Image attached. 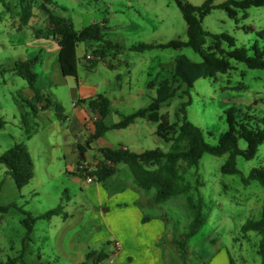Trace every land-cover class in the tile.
<instances>
[{
	"label": "rangeland",
	"instance_id": "374dc122",
	"mask_svg": "<svg viewBox=\"0 0 264 264\" xmlns=\"http://www.w3.org/2000/svg\"><path fill=\"white\" fill-rule=\"evenodd\" d=\"M53 1L55 3L51 6L53 12L70 19L76 29L95 22H105L106 38L119 43V47L110 50L106 58L108 62L116 65L114 70L106 67L104 61H100L95 69H88L83 59L79 62V72L83 78L98 79L101 76L108 78L110 75L114 80L120 74L125 90L133 95L128 104L112 107L106 119L108 124L120 119L117 112L119 109L128 114L148 106L157 95L158 85L164 80H169L174 81L177 94L162 104L160 113L167 114L171 123L180 124L181 106L184 102L190 101V105L187 106L188 118L203 129L208 143L217 144L220 134L227 130L225 110L231 107L254 116L255 123L264 129L262 121L264 69H252L243 62L231 60L233 68L228 73L200 78L188 88L186 84L175 79L174 67L179 55H186L195 61L202 60L191 47L157 48L143 53L130 49L131 45L139 42L164 43L173 39H187V23L176 0ZM186 1L200 5L205 0ZM223 1L225 0H214L215 3ZM40 5V0L33 2L34 15L24 22L26 10L19 0H0V116L8 121L5 129H0V153L9 150L16 143L23 142L27 145L35 163L32 180L21 188H18L12 176L7 174V167L0 164V184H2L0 204H17V207H11L7 213L0 212V263H6L10 258L19 257L23 253L25 264L38 262L70 264L62 258H56L53 243L56 233L62 226L63 218L54 216L50 220H38L31 235L32 239L24 244L26 228L23 220L26 215L20 209L34 215L59 205L64 206L68 214H73L76 210H85L87 217L69 231L66 243L76 232L88 242L91 239L92 228L82 230V227L89 220L92 204L95 206L100 204L97 200L100 193L98 186H103V192L110 198V202L105 206L108 208L115 206V198L111 197H118L122 192L133 190L147 200L155 193V189L149 190L138 186L133 173L125 163L119 164V171L107 182L101 183L102 186L99 182L96 183L97 181L90 183L84 176L71 173V168L77 171L79 167V162L76 163L77 142L75 137L70 135V119L74 118L75 112L69 86L76 83L75 78L68 77L69 83L65 80L59 84L43 85L46 86L45 95L53 103H59L64 109V115L68 116V118H58L55 104L45 110L36 104L37 111L25 104L20 93L22 94V88L27 86V81L15 72H2L20 59L39 55V47L31 46L33 34L39 29L47 31L49 23ZM238 17L239 22H236L226 11L217 8L203 19V25L212 33L231 34L239 47H249L258 38L257 31L264 29V6H252L247 11H240ZM243 26L252 27L254 31H245ZM210 40L209 38L208 43ZM97 46V43H81L79 56L85 51L90 53ZM44 52L40 55V62ZM40 62L33 67V70L41 76L39 84L42 86V76L43 81L45 79ZM152 82L156 84L155 87H149ZM101 88L102 92L114 97V88L107 81ZM187 90L188 93H185ZM25 112L29 114L24 119L22 114ZM24 120L28 123L30 136L26 131ZM146 120L139 121L147 125L148 129L140 131L139 126L135 125L127 129L110 130L103 136L101 142L95 143L107 145L112 142L117 146V142H123L136 152L154 148L168 151L172 143L155 135L152 128L156 129L157 124ZM77 128V124H74L73 130ZM90 134L88 129L82 128V135L79 137H82L81 142L84 145ZM239 147L242 149L247 147L244 139L239 140ZM96 154L98 155V151L89 149L86 158L95 159ZM227 158L228 154L215 156L205 153L198 166L188 168L186 163L181 161L182 182H190L194 185L193 189L173 196L158 205L143 203L145 212L153 216H164L169 236L181 239L192 222L188 198L195 201L202 200L205 222L198 232L188 239L185 259L182 257L186 263L217 264L218 256L226 248L232 264H261L258 248L263 234L257 231L244 233L242 226L249 219L261 218L264 207V186L258 180H251L245 185L242 177L248 176L253 168L264 167V143L260 145L256 156L250 160L242 155L237 156L240 173L222 172V166ZM96 163L95 161L93 164ZM197 179L200 184H197ZM99 216L96 214L93 218L100 221V227L105 230L106 220L102 221ZM110 217L114 219V216ZM109 222L113 224L112 219ZM114 229L118 230V227L115 225ZM107 242H104L103 249L98 248V250L106 252L111 244ZM112 259L115 263L111 262ZM181 259L174 256L173 264H181ZM16 264L24 263L19 260ZM102 264H120V262L112 255Z\"/></svg>",
	"mask_w": 264,
	"mask_h": 264
},
{
	"label": "trees",
	"instance_id": "16d2710c",
	"mask_svg": "<svg viewBox=\"0 0 264 264\" xmlns=\"http://www.w3.org/2000/svg\"><path fill=\"white\" fill-rule=\"evenodd\" d=\"M25 11L24 22L30 20L33 13V2L35 0H19ZM40 8L48 17L49 23L47 31L39 29L35 38H53L58 41L60 51L58 60L64 76L75 77L79 79V57L77 49L81 43H97L98 46L90 53L84 55L88 69L97 67L100 61H105L109 51L119 47L118 42H113L106 38L104 27L106 23H92L80 29H76L71 20L53 12L51 6L53 0H40ZM182 15L187 23V39H173L167 42H139L130 46L132 51L146 52L152 49H182L191 47L198 53L202 60L195 61L186 55H179L175 60L174 76L178 82L186 84L191 88L200 78L215 77L217 74L228 73L233 65L231 60L243 62L252 69H264V29L257 31L258 38L249 47L237 46L236 39L229 33H212L203 25V19L214 9L226 11L228 16L239 22L238 14L240 11H247L252 6H264V0H225L221 3H215L214 0H205L202 4L196 5L186 0H176ZM8 9L11 10L10 6ZM246 16V15H245ZM245 31H254L252 27L243 26ZM209 38L211 39L208 43ZM93 57L88 59L87 55ZM40 62V55L33 58H24L8 66L2 72L12 71L25 79L28 85L33 89L35 95L33 100L26 99L21 93V99L25 104L31 106L35 111L36 104H40L42 109H47L54 105L58 108L59 103L53 101L42 93L38 86L39 73L33 70V67ZM120 78V74L117 75ZM154 82L149 87H155ZM188 93V90L185 91ZM177 94V88L174 81H162L157 87V95L152 102L128 114H120V120L108 124L106 119L111 113L112 103L108 96L98 94L87 100H79L80 103H88L93 113L97 115L94 120V131L90 134L86 145H80V161L85 159V154L89 149L98 150L101 157L95 164L93 170L77 168L78 175L84 176L86 173L92 176L97 182H105L118 172V165L125 163L129 166L138 185L144 189H155L152 199L154 204H161L182 193L190 192L194 185L182 182L180 173V162L184 161L187 168L198 166L199 161L205 153L215 156L228 154V158L222 166V172L228 174L240 173L237 166V156L242 155L247 160L254 158L261 144L264 143V129L255 123L254 116L248 113H242L239 109L231 107L225 110L228 128L220 134L218 142L215 145L208 143L205 139V133L202 128L197 126L188 118L187 106L190 101L184 102L181 106L182 121L180 124L171 123L167 114H161L160 109L163 103ZM28 112L22 114L25 119ZM139 118L148 119L157 124L156 134L166 142H170L171 147L168 151L161 148L146 149L142 152H136L124 145L115 148L101 147L94 149L92 143L103 137L110 130L124 129L135 123ZM264 122V119H262ZM26 131L30 136L28 123L24 120ZM8 121L0 116V129H5ZM244 139L247 147H239V140ZM0 164L7 167V174L15 180L18 188L28 184L35 172V163L32 155L23 142L16 143L9 150L0 153ZM243 183L248 185L251 180H258L264 186V167L253 168L248 176L242 177ZM197 184H200L197 179ZM2 184H0L1 188ZM188 205L192 214V222L188 231L181 239H176L181 255L184 258L187 253L188 239L194 236L205 222L203 214L202 200L195 201L188 198ZM11 207H17L16 203L9 205L0 204V212L7 213ZM26 217L23 224L26 228V234L23 243L31 240L35 224L40 219L50 220L54 216L68 217L64 206L59 205L44 213L34 215L31 212L20 209ZM242 230L244 233L257 231L263 234L258 248V254L261 257V264H264V207L260 219L247 220ZM24 254L19 257L10 258L6 263L16 264L21 260L24 264ZM108 258L105 251L92 250L86 255V260L80 264H98ZM185 259V258H184ZM36 264H45L38 262Z\"/></svg>",
	"mask_w": 264,
	"mask_h": 264
},
{
	"label": "crops",
	"instance_id": "0c3cea01",
	"mask_svg": "<svg viewBox=\"0 0 264 264\" xmlns=\"http://www.w3.org/2000/svg\"><path fill=\"white\" fill-rule=\"evenodd\" d=\"M31 46L39 47V55H41V53L45 51L44 56L42 57L40 62L42 64V72L45 81H43L42 76V86H40V75L38 81V86L41 88L43 94H45L46 87L43 85L46 83L59 84L64 82L65 80L66 83H69L67 79L70 76L63 75L58 60L60 51V45L58 41L54 40L53 38H35L34 33L33 40L31 41ZM79 47L77 49V55L80 62L81 59H83L84 55L88 53V51L82 52L79 56ZM104 64L106 67L112 70L116 68V65L108 62L107 59L106 62L104 61ZM97 66H99V64ZM56 73L58 74L55 77ZM78 73V82L76 78L73 77L75 78L76 83H72V85L69 86V90L73 100V111L75 112L74 118L70 119V135L75 137L77 142L78 156L76 163H78L81 159L79 147L80 145H84L81 142L83 141L82 137H79L82 135V128L85 127L90 131V133H92L94 131V120L97 118V115L90 109L89 104L80 103L79 100H87L89 98L95 97L98 94H104L110 98L112 107L115 108L117 106L120 107L121 105L128 104L129 99L131 98V96H133L125 90L123 83H121L122 78H118L116 76V79H114L115 81L110 77V75L108 78L103 76L99 77L98 79H90L89 77L83 78L80 75L79 68ZM105 81H107L108 84L114 88V97L111 96V94L109 95L107 92H102L101 86L105 83ZM22 94L28 100H33L35 95L33 89L28 84L27 86L22 88ZM39 106L41 105L39 104ZM117 112L119 116L120 114H127V112L122 111L121 109L117 110ZM57 115L58 118H68V116L64 115V109L62 108V106L57 108ZM141 119L144 118L137 119L135 123H133L129 127L138 125L140 131L145 130L147 128V125L141 123L139 121ZM74 124H77V130H73ZM156 129L155 127L152 128V131L155 133V135ZM102 140L103 137L94 140V142L92 143V147L94 149H99L101 147L115 148L119 145H124V147L130 149L128 144H123V142H117V146H115V144H113L112 142H109L107 144L108 146L102 144L96 145V141L101 142ZM86 154L84 160H87L91 163H95V161L98 162L99 158L101 157V153L99 151L98 155L96 154L97 157L94 156L95 159L92 158L91 160H88L86 158ZM70 171L74 175L77 173L75 168H71ZM94 181L90 183H93ZM101 183L104 182H99V184ZM100 186H102V184ZM98 190L100 193L97 197V200L100 202V204L99 206H95L92 204L89 214V220H87V222L84 223L82 227V230H88L89 228H92V230H90V232L92 231L90 241L88 240V242H86L81 237H79L78 233L76 232V234H74L73 237L71 236L72 238L70 237L69 241L66 243L69 231L77 225L81 224V222H83L87 217L85 210H76L73 214L67 213L68 217L66 219L61 216L63 218L62 226L53 239L56 258H62L64 261H68L70 264H80L81 262L86 260V255L89 251H103L98 250V248L103 249V244L105 241H108L107 243H111L110 248L106 249L108 258L114 255L117 257V260L120 262V264H173L172 259L174 256H176L177 258L179 257L180 259L182 258L181 251L178 245L174 243L177 238H175V236H169L167 233L164 216H153L145 212V210L143 209V203H146L148 205H158L152 202L153 197L147 200L146 197H142L133 190H131V192H122L118 197H111L115 198V206H111L108 208L105 206L108 202H110V198L106 195V193L103 192V186H98ZM121 195H123V197H120ZM89 201L92 203L91 200ZM96 214L100 215L99 217L102 218V221L106 220L107 227H105V230L100 227V221H97L93 218ZM110 216H114V219ZM110 219L113 220V224L109 222ZM115 225L118 227V230L114 229ZM82 230L80 233H82ZM116 241H119L121 243V248L119 250H117L115 247ZM88 249L90 250L87 251ZM181 260V264H189L186 263L183 258ZM102 262L98 264H102ZM111 262L115 263L113 259L111 260ZM217 264H232L231 257L229 256V252L226 248L218 256Z\"/></svg>",
	"mask_w": 264,
	"mask_h": 264
},
{
	"label": "built area",
	"instance_id": "2783aa9c",
	"mask_svg": "<svg viewBox=\"0 0 264 264\" xmlns=\"http://www.w3.org/2000/svg\"><path fill=\"white\" fill-rule=\"evenodd\" d=\"M92 55H87V58L90 59L92 58ZM95 167V164L87 161V160H81V163L79 164V168L81 169H89V170H93ZM84 177L86 178L87 181L92 182L94 181V178L92 176L87 175L86 173L84 174ZM115 247L117 250H119L121 248V243L119 241L115 242Z\"/></svg>",
	"mask_w": 264,
	"mask_h": 264
}]
</instances>
